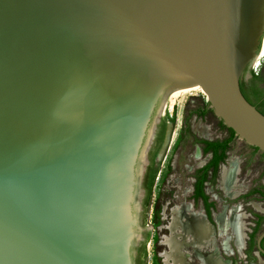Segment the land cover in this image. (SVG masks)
Masks as SVG:
<instances>
[{
    "label": "water",
    "instance_id": "1",
    "mask_svg": "<svg viewBox=\"0 0 264 264\" xmlns=\"http://www.w3.org/2000/svg\"><path fill=\"white\" fill-rule=\"evenodd\" d=\"M263 38L264 0H0V264H133L175 89L264 152L241 89Z\"/></svg>",
    "mask_w": 264,
    "mask_h": 264
},
{
    "label": "flooded vegetation",
    "instance_id": "2",
    "mask_svg": "<svg viewBox=\"0 0 264 264\" xmlns=\"http://www.w3.org/2000/svg\"><path fill=\"white\" fill-rule=\"evenodd\" d=\"M248 85H251L250 81ZM220 120L223 122L221 118ZM200 124L208 127V135L195 130V126ZM177 126H180L181 131L177 139L171 140V133ZM168 137L169 141L165 143ZM234 138L229 127L224 129L211 119L206 107L194 104H188L180 113L167 101L159 117L156 118L155 112L152 118L151 142L144 173L146 197V181H152L153 188L157 176V161L171 151L169 164L177 169L182 159L184 175H172L168 179H174V187L171 188L174 192L170 190L173 194L167 201L174 199L177 185L183 189L188 187L190 194L184 201L192 211L202 216L210 230L204 241L197 246L190 244L187 247L188 261L191 264H209L207 259L210 256L220 257L228 264H264V237L260 245L258 243L264 231V168L247 172L241 167V171L236 174L234 186L237 191L234 194L227 193L222 187L221 171L223 166L230 165V159L234 157ZM233 214L239 216L243 223L241 247L237 244L236 231L228 225ZM162 230L167 234L166 229ZM164 235L161 234V237ZM148 238L146 235L136 239L132 253L133 264H165L161 254L166 247L161 238L157 253L153 254L152 262H149Z\"/></svg>",
    "mask_w": 264,
    "mask_h": 264
},
{
    "label": "rangeland",
    "instance_id": "3",
    "mask_svg": "<svg viewBox=\"0 0 264 264\" xmlns=\"http://www.w3.org/2000/svg\"><path fill=\"white\" fill-rule=\"evenodd\" d=\"M264 51V47H263ZM253 73L257 75V78L254 80L256 85L260 88L262 92H264V54L262 52V57L260 55L257 57L253 66H250L244 77L243 80L246 84L251 82L253 77ZM195 90H192L188 93L182 94L180 96H172L169 94L166 98L165 103H168L172 106L174 105L175 111L182 113L184 107L186 108L188 104L206 107V111H208L209 116H211L212 120L218 122L222 128H228V126L220 120V117L215 113L213 107L209 104L207 94L202 89L200 85ZM169 108H167V112ZM196 130V126H195ZM181 128L177 126L171 133V140L177 139L178 134L180 133ZM170 137V136H169ZM169 141V139H168ZM168 143V142H165ZM168 154V156H167ZM171 151L165 153L160 160L157 161L156 169H157V176L155 178V182L153 184L151 194L146 197L145 187L143 189V197H142V205H141V212H140V220H139V227L138 233L140 237L148 235L147 241V249L149 254V262L151 261V257H153L154 253H157V246L159 244V240L161 234H166L162 227L165 226L167 219L165 218L168 215V210L165 209L167 205H173V199L168 200L167 198L171 197L174 190L171 188L174 187V179L168 181L170 176H178L184 173V168L180 159L179 167L175 169L169 164ZM233 160L236 161L237 166L244 167L245 171H257L262 170L264 168V152L260 149H257L246 140L242 139L238 135L234 138L233 143ZM174 158V157H173ZM173 158L171 161H173ZM232 159V158H231ZM230 159V160H231ZM184 175V174H183ZM175 182H179L178 180ZM173 183V184H172ZM183 187L177 185L174 199L177 196V192L182 189ZM185 189V188H184ZM173 192H171V191ZM169 201H172L170 204ZM147 233V234H146ZM144 239V238H143ZM139 241H142L141 239ZM159 258V257H158Z\"/></svg>",
    "mask_w": 264,
    "mask_h": 264
},
{
    "label": "bare ground",
    "instance_id": "4",
    "mask_svg": "<svg viewBox=\"0 0 264 264\" xmlns=\"http://www.w3.org/2000/svg\"><path fill=\"white\" fill-rule=\"evenodd\" d=\"M198 87V85H192L190 87L175 89L172 92V96H180L195 90ZM201 124L196 126V131L202 135H208V127ZM239 168H241L240 165L238 167L233 158L230 160V165L222 167V187L229 194H234L237 191L234 186V182L236 174L239 172ZM189 194L190 190L188 187L180 189L177 192L176 198L173 199L174 204L172 206L167 205L165 207V209L169 212L168 215L165 216L167 219L166 225L162 227V229H166L168 231L167 234L162 237V243L166 249L161 255L165 264H191L188 261L189 251L187 250V247L190 244L197 246L200 242L204 241L210 233V230L205 224L202 216L199 213L192 211L189 204L184 201ZM171 202L172 201H169L168 203L170 204ZM228 225L233 227L236 231L237 244L241 247L243 244V223L240 220V217L233 214L228 221ZM207 262L209 264H227L220 257L216 256H210L209 259H207Z\"/></svg>",
    "mask_w": 264,
    "mask_h": 264
},
{
    "label": "trees",
    "instance_id": "5",
    "mask_svg": "<svg viewBox=\"0 0 264 264\" xmlns=\"http://www.w3.org/2000/svg\"><path fill=\"white\" fill-rule=\"evenodd\" d=\"M256 78H257V75L253 73V77L251 79V85L246 84L244 80L242 79L241 89L245 97L264 114V92H262L260 88L254 82ZM231 131H232L233 136L235 137L236 133L232 129ZM146 189L148 191L147 195L149 196L151 193V189H152V181L150 182L149 179L146 181Z\"/></svg>",
    "mask_w": 264,
    "mask_h": 264
}]
</instances>
